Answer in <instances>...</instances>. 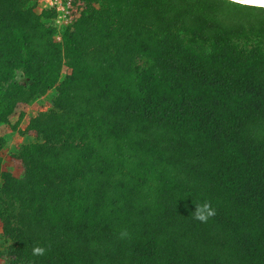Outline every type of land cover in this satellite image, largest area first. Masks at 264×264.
Listing matches in <instances>:
<instances>
[{"label": "trees", "instance_id": "1", "mask_svg": "<svg viewBox=\"0 0 264 264\" xmlns=\"http://www.w3.org/2000/svg\"><path fill=\"white\" fill-rule=\"evenodd\" d=\"M33 1L0 0V124L53 91L0 172L13 263L264 264V6L87 0L56 41Z\"/></svg>", "mask_w": 264, "mask_h": 264}, {"label": "rangeland", "instance_id": "2", "mask_svg": "<svg viewBox=\"0 0 264 264\" xmlns=\"http://www.w3.org/2000/svg\"><path fill=\"white\" fill-rule=\"evenodd\" d=\"M48 0H34L32 10L40 14L45 10L51 11V17L46 18L45 24L55 29L54 40L61 39L62 31L65 27L72 25L87 9V0H72L71 11L63 16L54 7L47 4ZM70 72V69L63 65L62 75ZM15 80L19 84L25 85L29 80L21 71L15 73ZM53 91L34 98L29 102H17L12 111L7 116V121L0 124V136L4 140V145L0 147V172L9 173L15 177L20 176L25 169L24 160L18 156V151L23 144L36 142L35 132L27 130L31 119L39 112L50 108V99ZM2 221L0 220V264H14L7 255L9 241L1 238Z\"/></svg>", "mask_w": 264, "mask_h": 264}, {"label": "clouds", "instance_id": "3", "mask_svg": "<svg viewBox=\"0 0 264 264\" xmlns=\"http://www.w3.org/2000/svg\"><path fill=\"white\" fill-rule=\"evenodd\" d=\"M255 3L260 6H264V0H254ZM193 218L202 223H206L209 218L216 215V209L212 206L211 202L204 201L203 203L195 204L194 210H192ZM126 235V233H122ZM46 252V249L42 246H35L32 249V254L35 256H43Z\"/></svg>", "mask_w": 264, "mask_h": 264}, {"label": "built area", "instance_id": "4", "mask_svg": "<svg viewBox=\"0 0 264 264\" xmlns=\"http://www.w3.org/2000/svg\"><path fill=\"white\" fill-rule=\"evenodd\" d=\"M72 0H48L47 4L57 9L63 16L71 11Z\"/></svg>", "mask_w": 264, "mask_h": 264}, {"label": "water", "instance_id": "5", "mask_svg": "<svg viewBox=\"0 0 264 264\" xmlns=\"http://www.w3.org/2000/svg\"><path fill=\"white\" fill-rule=\"evenodd\" d=\"M242 4H249V5H257L260 6L259 4L255 3L254 0H233Z\"/></svg>", "mask_w": 264, "mask_h": 264}]
</instances>
